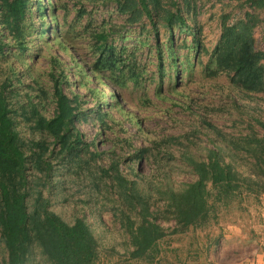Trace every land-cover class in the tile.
I'll return each instance as SVG.
<instances>
[{
  "label": "rangeland",
  "instance_id": "rangeland-1",
  "mask_svg": "<svg viewBox=\"0 0 264 264\" xmlns=\"http://www.w3.org/2000/svg\"><path fill=\"white\" fill-rule=\"evenodd\" d=\"M145 1L150 14L138 0H30L23 22L27 50L6 46L0 53V83L10 91L18 142L27 151L44 145L54 166L49 178L31 177L28 203L48 197L49 210L63 221L83 219L98 241L94 264H264V194L245 195L215 217L208 213L207 221L176 231L172 220L160 218L165 235L157 251L129 256L118 206L126 186L121 177L145 193L152 189L151 202L163 203L156 187L177 191L194 180L185 163L189 156L204 159L214 149L228 162L235 146H243L242 136L264 134V1ZM1 14L0 6L5 41ZM101 30L108 34L113 64L97 77L88 65L97 54L94 33ZM238 32L257 67V80L248 87L232 80L229 48L219 46ZM9 66L15 69L11 77ZM54 82L73 107L71 138L81 137L76 156L25 119L31 108L53 116ZM248 162L233 164L248 171ZM135 188L127 194H136ZM26 257L27 264H50L37 244ZM5 260L0 239V264Z\"/></svg>",
  "mask_w": 264,
  "mask_h": 264
},
{
  "label": "trees",
  "instance_id": "trees-1",
  "mask_svg": "<svg viewBox=\"0 0 264 264\" xmlns=\"http://www.w3.org/2000/svg\"><path fill=\"white\" fill-rule=\"evenodd\" d=\"M29 2L0 0L2 23L8 32L7 40L2 41L0 38V53L6 46H13L22 54L27 50L23 22L27 18ZM138 3L146 14H150L145 0H138ZM38 17L40 19L41 16ZM238 38L239 32L234 39L226 38L225 43L219 45L222 47L220 51L229 48L231 64L228 70L232 72V80L248 87L257 80H254L257 67L248 47L241 46L244 41L240 43ZM94 40L97 54L93 64L88 67L93 75L102 77V72L113 64L111 44L104 30L95 32ZM220 51L216 54V60L221 69L223 53ZM8 72L11 77L15 69L9 66ZM101 80L106 83L104 79ZM9 92L5 84L0 83V239L6 251L3 264H27L26 255L31 244L39 246L50 264H94L98 241L83 219L75 218L72 223L63 221L49 210L48 197L42 198L40 204L38 200L28 203L31 177L36 179L38 174H43L49 178L54 166L49 156H46L47 148L44 145L38 144L39 149H35L36 143L32 144L28 151L21 147L14 130V112L9 103ZM53 94L55 112L52 117L45 118L35 108H31L25 119L33 122V129L47 133L60 150L76 156L81 137L78 133L75 138H71L75 121L73 107L64 90L55 82ZM113 96L118 97V93L115 91ZM99 105L101 108L102 102ZM261 124L264 128V123ZM240 142L243 146H235L232 160L228 162L214 149H209L204 159L189 156L185 163L191 166L194 180L177 191L167 186L163 191L156 187L158 199L163 203L151 202L149 193L152 189L145 193L135 188L132 180L121 177L120 180L126 186L118 206H121L120 214L125 222L121 227L131 246V258H140L156 250L157 241L165 235L160 218L172 220L171 230L176 231L195 222L207 221L208 213L215 217L219 209H225L234 201H243L245 195V198H249L251 195L264 194V134L252 139L250 135L242 136ZM94 151L100 154V146L95 144ZM243 154L246 158H243ZM238 159L248 160L250 166H247V170H250H238L233 164ZM130 167L132 169V164ZM131 186L136 189L134 195L127 194ZM41 195L42 191L38 190L37 196L40 198ZM126 198L136 203L132 204ZM210 198L214 200L210 201ZM131 213H134V218ZM162 213L168 215L163 216Z\"/></svg>",
  "mask_w": 264,
  "mask_h": 264
}]
</instances>
